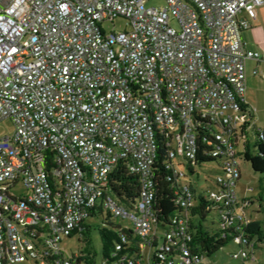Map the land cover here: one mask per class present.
<instances>
[{
	"label": "built area",
	"instance_id": "built-area-1",
	"mask_svg": "<svg viewBox=\"0 0 264 264\" xmlns=\"http://www.w3.org/2000/svg\"><path fill=\"white\" fill-rule=\"evenodd\" d=\"M146 2L0 0V123L14 126L0 137V264H82L87 254L67 257L61 243L83 237L95 216L114 234L102 264H198L205 253L195 251L189 211L199 197L219 237L233 229L223 234L238 244L233 259L254 249L244 233L253 221L236 212L238 146L250 129L255 152L244 149L258 155L264 144L246 103L247 63L264 57L242 33L264 0ZM117 19L128 29L107 33ZM161 143L183 214L170 231L158 228L155 207ZM121 162L140 181L129 205L108 187ZM206 164L216 171L210 186L181 182ZM261 200L264 210V191Z\"/></svg>",
	"mask_w": 264,
	"mask_h": 264
},
{
	"label": "rangeland",
	"instance_id": "rangeland-1",
	"mask_svg": "<svg viewBox=\"0 0 264 264\" xmlns=\"http://www.w3.org/2000/svg\"><path fill=\"white\" fill-rule=\"evenodd\" d=\"M147 6H162L165 4V0H147ZM107 33L114 31H123L128 29L126 22L117 19L113 22H106L103 25ZM246 97L249 94H253L258 97V103L256 104V127L264 128V86L261 90H257L256 86L247 83ZM264 85V84H263ZM263 90V91H262ZM14 132V126L10 120H4L0 123V137L5 135H11ZM252 153H254L253 146L256 144V138L254 130L248 131V141ZM239 163L242 168V178L239 182L238 189V204L236 205V212L246 221H263V206H262V191L264 188V173L255 172L251 166V163L244 157L245 152L249 150L244 149L243 141L239 142ZM254 155V154H252ZM178 163V160H174ZM213 164H206L204 167L199 168L192 179L185 178L181 182L185 185L194 182L199 188H206L212 184V175H215L216 171ZM263 186H262V185ZM18 191L23 192V186L18 187ZM249 201V202H248ZM199 203L195 202L192 210L189 211V216L192 220L193 228L192 233L195 237H198L201 232L197 231L198 224H201L200 231H204L205 237L209 240H215L219 236L218 227L213 225L212 222L217 223V218L214 214H210L206 222L199 223ZM261 212V213H260ZM104 219L101 216H95L86 222V230L84 236H74L72 238H65L61 243V249L65 252L67 257L73 254H87L92 256L94 264H102L104 261V254L108 251H112L111 244L105 243L101 235V229H103ZM255 247L249 253L246 258L233 259L232 254L239 250L238 244L235 241H230L220 251L214 255L208 257L205 256L198 264H264V242H260L257 239L254 241Z\"/></svg>",
	"mask_w": 264,
	"mask_h": 264
},
{
	"label": "trees",
	"instance_id": "trees-1",
	"mask_svg": "<svg viewBox=\"0 0 264 264\" xmlns=\"http://www.w3.org/2000/svg\"><path fill=\"white\" fill-rule=\"evenodd\" d=\"M209 135L205 130H201L198 135L197 142L201 150L209 152L212 147L208 145L207 139ZM159 157L156 160L154 169L156 172V182H157V198L155 207L158 212V228L164 231H170L173 229V221L182 217V211L177 205V194L171 185L169 178V170L167 169L166 163V147L164 144L159 146ZM245 159L252 163V167L255 172L264 173V144L260 146L258 155H251L245 153ZM212 156H201L198 158L200 164L208 163L213 161ZM193 173V172H192ZM108 187L110 191L119 198L122 202L126 204H131L137 199L140 192V181L138 175L131 172L127 166L121 162L113 171L109 177ZM194 191V190H193ZM195 192V191H194ZM200 206L198 209L200 223L207 221L211 212L206 209V202L204 198L199 197ZM214 223V222H213ZM217 224V223H214ZM201 225V224H200ZM201 234L197 237L198 246L195 251H200L205 253V256H212L216 252L220 251L225 247L230 241H232L233 236H223V234H233V229L222 231V236H218L215 240H209L206 238L204 231H200ZM244 233L247 234L246 237L250 241H255L256 239L260 242H264V226L262 221H253L244 229ZM128 236L131 240V245L138 247V241L134 238L131 231H127ZM101 235L105 243L111 244L113 247L114 234L106 229H101ZM108 256V251L104 254ZM74 256V254H73ZM79 263L82 264H94L91 255L81 256L78 258Z\"/></svg>",
	"mask_w": 264,
	"mask_h": 264
},
{
	"label": "crops",
	"instance_id": "crops-1",
	"mask_svg": "<svg viewBox=\"0 0 264 264\" xmlns=\"http://www.w3.org/2000/svg\"><path fill=\"white\" fill-rule=\"evenodd\" d=\"M242 39L244 43L246 44V47L249 50L257 52L264 57V5L258 8L256 21L253 22V25L249 30L244 31L242 33ZM246 73H247L246 81L247 83H249V86L253 85V86H256L257 90H261L264 86L263 85L264 84V77H263L264 63L256 62L252 60L249 61L246 66ZM258 102H259L258 97L254 96L253 94H249L248 97H246L247 106L249 108H252L254 112V122L256 118V107L255 106ZM255 126H256V123H255ZM244 141H248V134L245 136L243 142ZM237 189H238V186H237ZM263 191H264V188H263ZM237 195H238V190H237ZM263 213H264V210H263Z\"/></svg>",
	"mask_w": 264,
	"mask_h": 264
},
{
	"label": "water",
	"instance_id": "water-1",
	"mask_svg": "<svg viewBox=\"0 0 264 264\" xmlns=\"http://www.w3.org/2000/svg\"><path fill=\"white\" fill-rule=\"evenodd\" d=\"M251 166H252V163H251ZM253 168V167H252ZM254 170V169H253Z\"/></svg>",
	"mask_w": 264,
	"mask_h": 264
}]
</instances>
